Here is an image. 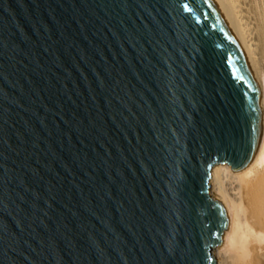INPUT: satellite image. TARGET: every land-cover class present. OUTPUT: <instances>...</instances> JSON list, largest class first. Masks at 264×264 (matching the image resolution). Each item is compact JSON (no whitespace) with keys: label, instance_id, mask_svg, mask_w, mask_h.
I'll use <instances>...</instances> for the list:
<instances>
[{"label":"water","instance_id":"obj_1","mask_svg":"<svg viewBox=\"0 0 264 264\" xmlns=\"http://www.w3.org/2000/svg\"><path fill=\"white\" fill-rule=\"evenodd\" d=\"M257 133L210 0H0V264H215Z\"/></svg>","mask_w":264,"mask_h":264},{"label":"bare ground","instance_id":"obj_2","mask_svg":"<svg viewBox=\"0 0 264 264\" xmlns=\"http://www.w3.org/2000/svg\"><path fill=\"white\" fill-rule=\"evenodd\" d=\"M239 49L255 89L258 133L245 167L211 169L210 193L226 226L215 264H264V0H210Z\"/></svg>","mask_w":264,"mask_h":264}]
</instances>
